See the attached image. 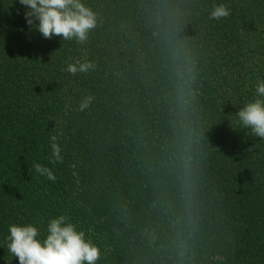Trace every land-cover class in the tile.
Instances as JSON below:
<instances>
[{
  "label": "trees",
  "instance_id": "16d2710c",
  "mask_svg": "<svg viewBox=\"0 0 264 264\" xmlns=\"http://www.w3.org/2000/svg\"><path fill=\"white\" fill-rule=\"evenodd\" d=\"M81 3L97 21L84 43L0 0V264H19L10 225L42 240L60 215L96 264H264V139L236 116L264 82V0ZM220 4L230 15L209 19ZM75 61L95 67L73 76Z\"/></svg>",
  "mask_w": 264,
  "mask_h": 264
},
{
  "label": "clouds",
  "instance_id": "9594fccd",
  "mask_svg": "<svg viewBox=\"0 0 264 264\" xmlns=\"http://www.w3.org/2000/svg\"><path fill=\"white\" fill-rule=\"evenodd\" d=\"M25 7L23 13L29 29L35 28L44 38L53 36L63 40L75 39L84 43L90 30L96 27V14L81 3V0H18ZM230 15L223 5H213L209 19L219 20ZM91 61L67 63L66 71L75 76L94 69ZM256 98L248 101L236 112L239 123L247 129L249 135L264 139V82L255 85ZM91 96L83 98L79 108H88ZM51 157L49 163H62V149L57 135L49 139ZM35 171L50 181H55L53 171L39 163L33 164ZM5 238L8 251L18 259L19 264H96L100 259V249L86 238L84 231L79 230L66 216L60 215L51 219L46 227L44 238L37 227L32 224H12Z\"/></svg>",
  "mask_w": 264,
  "mask_h": 264
}]
</instances>
